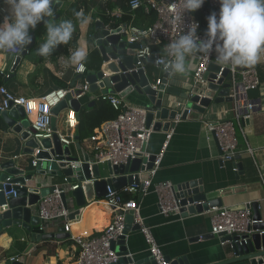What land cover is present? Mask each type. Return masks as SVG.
<instances>
[{"label": "crops", "instance_id": "crops-1", "mask_svg": "<svg viewBox=\"0 0 264 264\" xmlns=\"http://www.w3.org/2000/svg\"><path fill=\"white\" fill-rule=\"evenodd\" d=\"M86 1L98 4V0ZM74 2L75 0H67L63 3L58 11L59 17L55 21L56 23L70 19L67 10ZM110 2L115 3L116 0H110ZM116 12H118L117 7L113 9L112 13ZM7 14V5L3 2L0 3L1 18L3 19ZM96 14L97 5L89 6V12L85 14L89 22L84 25L79 24L77 28L79 33L77 48H83L87 51L85 60L88 63L94 62V58H90V55L92 52H97L90 40L95 21L110 24L112 27L136 26L133 15L130 16L128 24L118 25L119 18L111 16V19L106 20ZM137 22L142 24V20H137ZM44 31L45 27L43 26L35 32V45L32 52H28L23 57L13 77L4 83L3 87L8 92L16 96L38 99L53 90H67L72 87L71 83L77 76L76 65L66 67L65 58L54 50L51 56L44 57L42 61L34 57L46 37ZM151 50L163 52L161 47L156 44L151 45ZM10 56L0 53V73L4 75H8L13 62L12 56ZM83 64L86 67L84 61ZM190 65L184 74H169L167 85L175 89L176 95H168L167 98L172 100L175 105L177 103L183 104L188 91L192 88L191 75L195 66V57L190 59ZM218 65L229 67V65L224 64ZM253 68L258 73L260 83L257 89L240 95L247 104L252 106L250 112L239 110L240 114L236 119L237 102L233 98L232 104L211 106L200 120L177 121L175 127L167 133L170 136L169 139H166L167 134L153 132L144 150L147 155H157L162 152L163 144L167 140L161 161L153 177L154 183L169 181L174 186H179L192 181H201L204 192L210 195V198L219 199L222 207L244 208L251 203H259L262 209V221H264V72L260 60ZM144 72L153 83L157 79H163L165 74L150 62L145 63ZM52 75L58 80L64 81L67 87L59 88L56 81L52 79ZM77 83L83 84L84 81L77 80L75 84ZM100 95L101 92L97 91L95 94L86 93L78 100L73 98L79 103L78 111L75 110L77 105L74 104L73 108L77 119L74 128H70L66 124L67 113L72 108L61 112L56 118V132L62 137H72V143L69 146L73 154L80 159L87 156L92 160V142L90 138L79 140L77 125L84 108ZM122 100L127 105L145 109V97L134 91L122 97ZM226 119L234 120L238 148L241 151L236 159V164L241 166V171L237 173L232 171V162L221 160V153L216 140L207 136L204 127L205 122H221ZM8 132L0 119L1 159H17L19 167L23 168L27 165V169L35 170L32 165V161L35 160L34 156H23L20 144ZM246 148L252 149L253 154L246 152ZM98 166L100 176L102 178L108 177V165L101 164ZM142 177H146V174H142ZM38 180V187H44L45 185L60 184L64 179L57 176H43L38 177ZM130 197V200L136 201L145 225L151 229L163 256L169 261L184 257L188 264H216L233 257L231 253L226 252V244L221 243L219 238L212 236L210 217L207 212L193 216H182L180 213L163 216L159 214L157 196L152 190L147 193L130 194ZM67 202L69 216L73 215L72 218L69 217L71 221L70 232H65L68 237L48 238L39 241L36 239L39 235L58 234L59 229L63 228L61 223L48 224L41 232H39V226L31 227L30 232L19 226L12 227L0 233V264L10 261V259H17L23 264H69L78 255V247L72 237L98 236L111 222L112 213L102 199L80 209L78 214H75L76 208L70 197ZM35 211L36 208L33 215L37 217ZM249 211L252 214L250 209ZM126 248L128 257L131 259L130 264H149L148 246L139 231L130 230L128 232Z\"/></svg>", "mask_w": 264, "mask_h": 264}, {"label": "water", "instance_id": "water-1", "mask_svg": "<svg viewBox=\"0 0 264 264\" xmlns=\"http://www.w3.org/2000/svg\"><path fill=\"white\" fill-rule=\"evenodd\" d=\"M67 0H59L54 4V21L58 19V11ZM158 1V0H155ZM47 19V18H45ZM44 26L41 22L35 29L30 30L32 43L25 49L19 50V54L13 59L8 75L3 76L4 83L13 77L23 57L35 45V32ZM125 25L112 27L101 21H95L90 40L94 50L97 51L100 64L96 69L86 71L85 75L77 74L71 83L73 87L77 80H83L88 85L89 93L95 94H118L124 97L134 91L145 97L144 106L146 109V127H152L153 132L167 134L173 129L177 121L200 120L211 106L232 104L230 97L232 78L227 68H224L221 76L216 79L220 72V66L210 64L208 73L204 75L206 84L199 86L195 91L189 90L182 107H177L174 102L168 99V95H176L175 89L168 86L169 74L165 73L161 84L153 89V82L138 68L135 69L137 44H128L125 41ZM2 53V52H0ZM212 69V71H211ZM212 72V73H211ZM216 80V81H215ZM78 111L79 103L68 93L51 110V129L54 134L51 138H34V130L25 116L21 106L11 107L8 111L0 112V119L4 123L8 133L21 146L23 156L33 155L37 161L35 170L19 167L17 159H1L0 157V233L12 227H22L30 232L33 226H39L40 221L33 215L41 198L50 194L53 184L38 187V177L51 176L63 177L69 183H75L77 188L61 195L65 208H68V198L73 201L76 208L75 214L80 209L102 199L106 195V187L121 190L123 187L137 184L138 178L134 174L144 173L153 167L155 155L144 156L145 150L137 155V158L128 161L125 165L114 166L109 169L108 177H101L99 166L93 163L87 156L80 159L74 155L71 147L60 143L56 132V118L65 110ZM190 111V113H188ZM245 112V110H242ZM246 120V119H245ZM73 165V167H72ZM238 172L241 166L237 165ZM201 181H192L173 189L174 199L180 206L182 216L197 215L207 212L212 207L220 208L222 203L219 199L210 198L204 192ZM13 190V194L4 196V191ZM252 211V218L256 221L249 227V235L224 236L212 235L219 238L221 243L226 244V252L231 253L232 258L216 264H264V221H262V209L259 203L254 202L246 206ZM73 215L69 217L72 218ZM132 214L125 217V225L122 235L117 241H112L110 248L115 251L118 260L114 264H130L126 248V236L128 232L138 231L137 225H132ZM68 237V234L61 228L56 235H39L36 239L46 240L48 238L61 239ZM168 260V259H167ZM3 264H23L20 261H6ZM149 264H155L149 258ZM171 264H188L186 258L171 261Z\"/></svg>", "mask_w": 264, "mask_h": 264}, {"label": "built area", "instance_id": "built-area-1", "mask_svg": "<svg viewBox=\"0 0 264 264\" xmlns=\"http://www.w3.org/2000/svg\"><path fill=\"white\" fill-rule=\"evenodd\" d=\"M0 3H2V0H0ZM174 3L175 7L173 8L172 5ZM208 3L213 13H218L220 7L218 0H208ZM129 7L131 11L142 8L145 13L154 11L156 15L155 21L145 28L130 25L125 26L123 29L125 41L128 44L139 45L135 54V69L140 68L144 71L145 63L150 62L155 68L170 74V72L164 70L163 64H157L156 61L158 59L164 61L170 60L171 58L168 57L165 46L177 39L183 32L186 33L193 24L197 25V37L199 39H206V36L199 33L200 24L194 18L192 12L183 13L180 0H130ZM121 15L122 12L120 11L111 13L112 17L120 18ZM153 44L159 45L163 52L152 51L151 45ZM3 53L11 55L14 59L19 54V50ZM260 63L264 72V53L261 54ZM210 64L218 65L215 61L214 52L210 57L195 56V66L191 75V90L195 91L199 86L206 84L204 75L208 73ZM224 68L226 67L220 66V72L216 75V79L221 76ZM227 69L232 78L230 97L234 98L237 105L239 103V106L236 105L235 109V118L238 119L241 110L248 112L252 110V106L247 104L240 95H245L248 91L257 89L260 81L258 73L253 67L233 68L229 66ZM86 71L85 66L83 71L79 69V66L76 65L75 67L77 74L85 75ZM161 80L157 79L155 81L153 89L158 88ZM68 93H71L72 97L78 100L86 93H89L88 85L85 82L83 84L77 83L67 90L56 89L38 99L16 96L8 92L4 87H0V112L8 111L11 107L21 106L26 118L30 122L31 128L34 130L33 137L51 138L54 134L51 129V110L60 101L65 99ZM97 99L107 102L118 115L115 120L103 124L98 133L90 137L92 142V161L97 165L107 164L110 168L125 165L128 161L136 159L139 153H142L143 148L153 133L151 126L149 128L146 127V109L127 105L118 94H101ZM182 106L183 104L177 103V107ZM76 122L75 111H68L66 116L67 126L74 128ZM204 127L207 136L213 137L216 140L221 153V160L232 162V171L237 173L236 159L239 157L241 151L238 148L234 120L226 119L221 122H205ZM55 133L60 143L65 145L72 143V137H62L59 133ZM169 137V134H167L166 139H169ZM166 145L167 140L163 144L162 152L155 155V161L150 170L134 174L133 180L137 177L139 181L137 184L133 183L131 186L123 187L121 190L106 187V195L102 200L112 213L111 222L98 236H73L72 240L78 247V255L69 264L116 263L118 256L110 248V245L112 241H117L122 235L125 217L128 213L132 214V225L138 226V231L148 246L149 256L152 261L155 264H171V261L163 256L159 245L152 235L151 229L145 225L136 201H126L123 198L125 193H147L149 190H152L157 196L160 215L168 216L180 213V206L174 199L173 189L175 186L169 181L153 182V177ZM245 151L251 155L253 154L250 148H246ZM144 156L148 158L149 155L144 153ZM32 165L36 167L37 161L33 160ZM142 174H146V177L143 178ZM76 188L77 185L69 183L66 178L60 184H53L52 192L40 199L35 211L40 221L39 232L43 231L46 225L51 223H61L64 232H70L71 221L69 220V210L64 207L61 195ZM10 194L15 196L13 190L4 191L5 197ZM207 213L210 217L211 234L215 236L240 237L242 235H249L251 233L249 227L256 222L246 207H212ZM15 260L18 261L17 259H10V261Z\"/></svg>", "mask_w": 264, "mask_h": 264}, {"label": "clouds", "instance_id": "clouds-1", "mask_svg": "<svg viewBox=\"0 0 264 264\" xmlns=\"http://www.w3.org/2000/svg\"><path fill=\"white\" fill-rule=\"evenodd\" d=\"M8 14L0 20V52L23 50L32 43L30 30L44 23L46 37L37 49L41 57L51 56L53 50L67 44L76 24L67 19L54 21V4L59 0H2ZM184 12H195L205 0H180ZM218 13L207 17L206 39L196 35L197 25L165 46L168 61L158 59L164 70L173 74L188 71L190 59L197 55L210 57L215 53L218 64L236 67L255 66L264 53V0H218ZM175 7V3L172 5ZM47 18V19H45ZM80 25L89 22L83 10L75 13ZM87 51L76 48L68 57L67 66L77 65L83 71Z\"/></svg>", "mask_w": 264, "mask_h": 264}, {"label": "trees", "instance_id": "trees-1", "mask_svg": "<svg viewBox=\"0 0 264 264\" xmlns=\"http://www.w3.org/2000/svg\"><path fill=\"white\" fill-rule=\"evenodd\" d=\"M130 0H116L115 3H111L110 0H98V4H95L92 1L86 0H75V2L70 6L67 10V14L73 23L76 24V30L73 33L72 39L67 44H62L57 46L54 51L65 60H68V57L71 55V52L77 48L78 42V25L79 23L76 21L75 13L83 10L85 14L89 12V6L97 5V16H101L102 18L109 20L111 19V13L115 7L118 8V11L122 12L121 17L118 20V25L126 23L130 20V16L133 15L135 18L134 25L139 28H145L151 25L155 19L156 15L154 11H150L149 13H145L142 8L131 11L129 7ZM213 13V10L209 7L208 0H205V3L201 6L200 9L192 12L194 18L199 22L200 29L199 33L206 36L207 29V17ZM0 20H2L0 16ZM137 20H142V24L138 23ZM46 31V30H45ZM44 31V33H45ZM46 34V33H45ZM33 49V48H32ZM30 49L29 52H32ZM38 60L42 61L44 57L38 56L36 53L34 54ZM94 58L93 63H88L85 60L86 70L96 69L100 64V59L97 52H92L90 58ZM13 59V58H12ZM52 79L56 81V85L59 88H66L67 85L64 81L58 80L56 77L52 75ZM4 79L0 74V87H3ZM118 113L112 109V107L105 101L100 99H96L91 104H88L84 110L82 111V116L78 122V131H79V140H83L85 138H90L94 134H97L103 124L113 121L116 119ZM124 200H130V194L123 195Z\"/></svg>", "mask_w": 264, "mask_h": 264}, {"label": "rangeland", "instance_id": "rangeland-1", "mask_svg": "<svg viewBox=\"0 0 264 264\" xmlns=\"http://www.w3.org/2000/svg\"><path fill=\"white\" fill-rule=\"evenodd\" d=\"M11 57V56H10ZM12 59V58H11Z\"/></svg>", "mask_w": 264, "mask_h": 264}]
</instances>
